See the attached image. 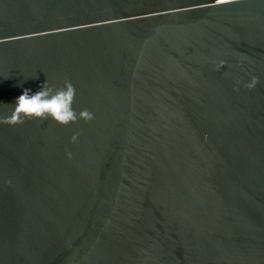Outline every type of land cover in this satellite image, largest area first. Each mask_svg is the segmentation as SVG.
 <instances>
[{
    "label": "water",
    "instance_id": "95a60500",
    "mask_svg": "<svg viewBox=\"0 0 264 264\" xmlns=\"http://www.w3.org/2000/svg\"><path fill=\"white\" fill-rule=\"evenodd\" d=\"M45 80L75 118L0 122V264H264V0H0V121Z\"/></svg>",
    "mask_w": 264,
    "mask_h": 264
},
{
    "label": "clouds",
    "instance_id": "9594fccd",
    "mask_svg": "<svg viewBox=\"0 0 264 264\" xmlns=\"http://www.w3.org/2000/svg\"><path fill=\"white\" fill-rule=\"evenodd\" d=\"M19 86L22 87V84ZM73 100L74 86L70 81H65L63 87L56 88L45 80L36 91L22 88L21 95L15 98L10 116L0 122L18 125L26 120L51 119L65 125L75 118ZM82 115L90 118L86 111Z\"/></svg>",
    "mask_w": 264,
    "mask_h": 264
}]
</instances>
